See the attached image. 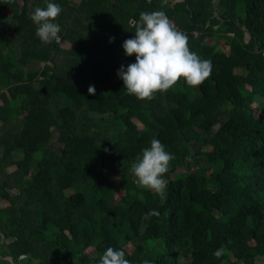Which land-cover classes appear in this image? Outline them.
Masks as SVG:
<instances>
[{
    "label": "trees",
    "instance_id": "trees-1",
    "mask_svg": "<svg viewBox=\"0 0 264 264\" xmlns=\"http://www.w3.org/2000/svg\"><path fill=\"white\" fill-rule=\"evenodd\" d=\"M3 2L0 264H99L109 247L130 264H264V0H53L48 44L31 20L48 0ZM152 11L212 73L141 101L117 72ZM154 138L174 156L165 199L129 172Z\"/></svg>",
    "mask_w": 264,
    "mask_h": 264
},
{
    "label": "clouds",
    "instance_id": "clouds-1",
    "mask_svg": "<svg viewBox=\"0 0 264 264\" xmlns=\"http://www.w3.org/2000/svg\"><path fill=\"white\" fill-rule=\"evenodd\" d=\"M4 4L11 0H4ZM63 9L53 0H48L45 7H36L31 20L36 25V36L44 44L59 41L61 27L57 20ZM134 37L123 42V49L128 57L135 56V62L121 66L117 72L129 95L141 101H151L158 93L166 94L183 78L189 88L200 87L212 73V63L202 59L189 46L188 37L177 30L163 11L141 12L135 23ZM114 37L110 42H114ZM90 94H95V86L90 85ZM174 156L166 150L158 139H152L150 147L142 150L129 172L135 176L138 186L154 191L165 199L167 181L164 178L170 169ZM149 215H159L151 210ZM214 256L219 258L222 249H217ZM99 264H130L123 249L109 247L100 258ZM149 264V261H143Z\"/></svg>",
    "mask_w": 264,
    "mask_h": 264
},
{
    "label": "rangeland",
    "instance_id": "rangeland-1",
    "mask_svg": "<svg viewBox=\"0 0 264 264\" xmlns=\"http://www.w3.org/2000/svg\"><path fill=\"white\" fill-rule=\"evenodd\" d=\"M6 26L7 25H1L0 24V28L2 29V30H5V28H6ZM40 65H42V63H39V64H36V66H40ZM137 121V123H138V125H139V127L140 128H142L143 127V124L140 122V121H138V120H136ZM56 135H57V133L55 134V139L52 141V143H51V147L52 148H56V147H58V143H57V140H56ZM196 147V148H195ZM200 146L198 145V144H196V145H194L193 146V148L194 149H198ZM39 156V155H38ZM12 169V168H11ZM186 173V169L185 168H182V167H179L173 174H172V177L174 176V175H176V176H178V175H184ZM137 181V180H136Z\"/></svg>",
    "mask_w": 264,
    "mask_h": 264
},
{
    "label": "built area",
    "instance_id": "built-area-1",
    "mask_svg": "<svg viewBox=\"0 0 264 264\" xmlns=\"http://www.w3.org/2000/svg\"><path fill=\"white\" fill-rule=\"evenodd\" d=\"M167 17L171 20V22L175 25V27H176V29L177 30H179V31H182V29L178 26V24H177V22H176V20H175V18L173 17V16H169V15H167ZM195 34H196V36L198 35V31H195ZM262 54H263V56H264V49L262 50Z\"/></svg>",
    "mask_w": 264,
    "mask_h": 264
},
{
    "label": "crops",
    "instance_id": "crops-1",
    "mask_svg": "<svg viewBox=\"0 0 264 264\" xmlns=\"http://www.w3.org/2000/svg\"><path fill=\"white\" fill-rule=\"evenodd\" d=\"M183 0H163V6L164 7H171L177 2H181Z\"/></svg>",
    "mask_w": 264,
    "mask_h": 264
},
{
    "label": "water",
    "instance_id": "water-1",
    "mask_svg": "<svg viewBox=\"0 0 264 264\" xmlns=\"http://www.w3.org/2000/svg\"><path fill=\"white\" fill-rule=\"evenodd\" d=\"M7 258H9L11 261H13L14 264H16V262L13 260V258L11 256H9Z\"/></svg>",
    "mask_w": 264,
    "mask_h": 264
}]
</instances>
